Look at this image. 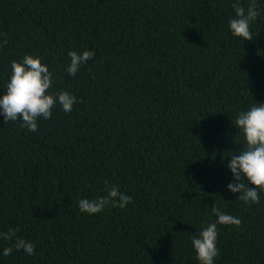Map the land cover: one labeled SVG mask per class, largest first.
Instances as JSON below:
<instances>
[{
    "label": "trees",
    "instance_id": "trees-1",
    "mask_svg": "<svg viewBox=\"0 0 264 264\" xmlns=\"http://www.w3.org/2000/svg\"><path fill=\"white\" fill-rule=\"evenodd\" d=\"M250 2L0 0V96L11 62L33 55L50 94L76 97L34 133L0 115V232L35 246L5 256L16 237L0 239V264H200L192 237L214 206L242 221L217 225L214 264H264V191L257 205L228 189L237 114L264 103V0L253 40L229 27ZM85 50L94 58L69 75L68 53ZM105 181L132 202L80 212Z\"/></svg>",
    "mask_w": 264,
    "mask_h": 264
},
{
    "label": "clouds",
    "instance_id": "clouds-1",
    "mask_svg": "<svg viewBox=\"0 0 264 264\" xmlns=\"http://www.w3.org/2000/svg\"><path fill=\"white\" fill-rule=\"evenodd\" d=\"M257 4L251 0L247 10L239 3L233 4L235 18L229 21L230 30L235 37L244 40H253L250 32V24L258 17ZM7 41H4L6 44ZM70 64L67 72L75 76L81 65L86 64L94 58L92 51H70ZM12 74L7 84L6 93L0 96V115L5 122L21 121V126L30 132L38 130V120L51 119L52 109L57 103L62 106L63 111L71 112L76 97L67 91L57 92L55 95L49 93L53 85L52 73L41 59L33 55H25L21 61L11 62ZM235 127L239 128L244 136L245 146L239 154L230 156L227 167L233 174V182L228 184L232 193H239L238 201L246 204H259V192L264 191V103H258L247 111L237 114ZM245 178L255 188L248 186ZM106 195L96 199H81L78 202L79 211L87 214H98L111 205L123 209L132 202V198L122 193L117 185L105 181ZM259 190V191H258ZM212 212L218 218L216 222L208 224L201 229L197 235L192 237V245L197 254L200 264H214V259L219 255L216 247L218 238L217 225L240 226L242 221L232 215L225 214L220 208L212 207ZM18 229H10L8 232H0V239L15 243L11 247L3 249V255L8 256L13 249L23 250L28 255L35 253V246L23 238L17 237Z\"/></svg>",
    "mask_w": 264,
    "mask_h": 264
}]
</instances>
